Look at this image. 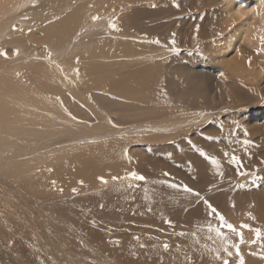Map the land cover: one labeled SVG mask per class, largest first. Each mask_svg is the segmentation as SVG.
I'll use <instances>...</instances> for the list:
<instances>
[{
	"label": "rangeland",
	"instance_id": "rangeland-1",
	"mask_svg": "<svg viewBox=\"0 0 264 264\" xmlns=\"http://www.w3.org/2000/svg\"><path fill=\"white\" fill-rule=\"evenodd\" d=\"M101 2L104 5L100 6L99 0H31L21 9L25 11L21 13L22 20L19 22L23 27L21 29L17 27L18 24L15 21L10 25L16 33L12 39L20 33L16 40H19L20 44L23 43L20 46L21 49L17 52L13 49L14 45H0V51L7 53V58L2 57L9 63L7 66L16 62L0 77H15L17 74L16 77L26 79L28 81L26 83L30 86L38 87L36 80L30 74V71L34 69L32 66L36 65L35 62H39L37 65L42 67L44 65L41 60L48 58H52L53 61L46 64L47 66L55 60L56 63L69 61L75 73V78L72 80L73 82L76 80L81 93L77 90L76 92L86 96V99L74 98L73 93L71 94L65 88L67 96L63 95L62 88L59 87L55 88L59 91L56 98L60 105L66 107L68 105L64 108L67 112L72 110L73 115H79V117L85 114L79 124L94 126L102 121V124L109 127L108 129L120 131L132 125L138 127L146 124L150 126L149 129L156 124L164 125L165 129L162 132H152L144 128L143 135L130 131L127 135L132 136L133 140L124 137L127 142L122 141L127 151L124 154L123 152L117 154L109 160V163L99 162L101 166L98 165L99 163L96 165L90 163V159L91 157L93 159L100 148L105 150L109 146L103 147L104 143L108 144L111 140H116L114 139L116 133L109 139L110 141L102 139L92 142L91 145L103 143L97 149L93 146L94 150H92L93 147H90L89 143L84 144V141L86 142L89 138L94 140L95 134L85 137L83 131H80L78 135V132H72V134L68 132L67 135L70 138L62 134L58 136L64 139L63 141L60 139L62 142L67 140L61 143L55 136L57 134L55 125V129H52L54 131H50L48 142L37 139L33 133L24 132L21 139L28 134L26 138L30 141L28 143L24 138L22 143L24 146L33 145L36 142L37 146L35 144L33 146L40 148L37 151L41 153L39 156L53 153L56 158L52 157L54 163L52 160L49 161L51 168L44 169L46 174L42 173V166L48 167L45 164L47 162H42L45 164L40 166L42 169L39 167L36 171L33 169L31 173H27L33 175L36 172L35 179L34 176L27 174H25L27 176L15 177L10 172L0 173V264H222L225 258L229 260V264H239V257L235 255V249L231 247L239 243V237L228 232L227 229H222L225 239L221 240L215 232L208 231V225L218 227V221L208 215L205 200L242 232L245 243L240 245V252L245 264H264V260H261L259 255H251L253 252L264 251L259 246L264 241L250 244L254 233L240 228L241 224H247L250 228L260 229L264 233V163H262L264 161V52L259 55L256 53L258 48H261L259 36L264 34L262 31L264 24H261V28H256L254 24V34L257 35L253 34V39H257L255 40L257 45H255L254 42L237 40L239 36L236 37L235 27L238 23L226 15L223 7L224 0H103ZM88 5H92L93 8ZM76 6L79 8L77 9ZM75 9L76 12L81 10L83 14V21L80 22H83V25L78 23L72 30V36H77H71L68 42L58 40L60 42L53 44V41L48 44L45 34L48 29L51 26L66 25L69 22V12ZM108 13H111L110 17ZM34 14L36 18L38 17V22L32 19ZM93 16H98L100 19L93 21ZM226 17L232 21L227 20ZM216 19L221 20L222 23ZM110 22L116 25L115 29L108 26ZM218 23L221 24L218 25ZM225 23L229 29L227 31ZM231 24L234 29H230ZM219 29L222 34L219 33ZM256 29L260 32L257 33ZM230 31H235V37L234 35L232 37L233 33ZM114 34L117 36H113ZM118 41L121 45L125 43V46L121 49V46L119 49L112 48L113 45L118 44ZM172 41L175 43L173 44ZM243 43L245 46H242ZM248 44L256 46L257 50H253L252 46L248 49ZM133 45L138 47L139 51L133 48ZM232 45L239 47L235 48L236 56L234 55L236 52L227 51L228 48L230 50L233 48ZM49 46L53 50H49ZM77 46L82 47V50L79 51L80 53L75 51L77 53L75 54L73 51ZM67 47L70 50H67ZM123 47L135 50L131 53ZM173 48L175 52L172 51ZM242 48L243 50L245 48L244 52H241ZM98 49H102L101 53L104 49L111 54L114 51L119 53L124 49L122 51L125 55L121 51L122 56L119 54V57L109 61L111 63L114 59L118 62L117 65L113 64L114 62L111 63L114 68L115 66L118 68L119 65L118 70H113L109 62L102 64L99 60L91 58ZM222 49L226 51L223 52ZM135 51L141 54L136 52L135 55ZM13 52L16 54L14 55ZM223 53L231 54V56L229 54L225 56L230 60L229 67L240 68L242 63L246 62L247 70L241 72L236 69V72L235 70H232V73L226 72L229 68L225 69L227 65L222 60ZM87 54L90 58L86 56ZM9 56H12L13 60ZM19 60L22 64L18 63ZM231 60H233L232 63ZM17 63L20 64V68L15 69L19 67ZM104 63L106 67L109 66V69L101 68L105 65ZM127 63L128 65H124ZM153 63L157 66L153 67ZM95 65L101 73L105 70L103 76L105 72H108L107 70L113 71L106 73L105 78L100 77L97 70L91 72V75L87 71L94 70ZM148 66L150 70L146 68ZM120 67L130 71L127 73L124 71V73ZM193 71L195 73H192ZM10 72H13L11 74L14 76L6 75ZM119 72L121 75L128 76L121 77ZM94 73L97 74L96 77ZM111 75L116 78H112ZM116 79L117 83L113 81ZM124 79H127V84L130 83L125 84ZM72 80L70 83L74 84ZM108 81L110 86L116 83L115 89L104 84ZM80 83L84 88L80 87ZM93 84L98 85L92 86ZM64 85L70 88L67 84L64 83ZM97 87H100L99 90H96ZM102 95L103 97L105 95V99ZM83 108L91 113H83L81 111ZM91 117L90 123L88 119ZM93 120L96 121L95 124ZM141 120H144L143 123ZM173 121H179V123L172 125ZM116 122H120V126ZM35 125L37 126L35 128L33 125V129L37 131L45 129L37 122ZM166 129L167 131L170 129L168 132L171 133L165 131ZM177 129L178 131H175ZM148 132L153 133L152 136L158 139L152 137L153 139L148 138L145 141V136L149 135ZM43 133L45 135L46 130ZM137 133L141 136L136 137ZM172 133L175 135H171ZM1 134L9 135L10 138L16 136V139L21 136H19V130L0 129ZM121 134L119 138L125 136ZM166 135L168 136L160 139ZM73 139L80 142L68 143ZM245 141L248 143L245 144ZM96 142L101 143L96 144ZM76 143H81V146L84 144V149L83 146L78 149L79 145ZM119 143L121 144V139ZM133 143L135 147H131ZM201 151L209 158H215L218 167L213 165L210 159L200 155ZM225 153L228 155L225 156ZM11 154L13 159L11 158L9 162L15 163L16 156L14 153ZM60 154H63V157L59 156ZM233 155L240 162L239 169L231 162ZM58 157L62 158L63 160H59L63 162H59ZM13 163L8 165L11 166ZM87 163L90 165H86ZM238 170L245 175H237ZM132 172L143 175L146 180L129 179ZM165 172L169 175L164 176ZM113 177L118 179L112 180ZM101 178L107 183H101ZM171 184H176L178 187L172 188ZM185 185L194 192H198L200 196L184 192ZM165 221H171V225H166ZM136 237L139 239H135ZM165 243L169 245L167 250L163 247ZM225 243L232 252L231 256H227L224 252ZM141 244L144 245L143 248L140 247ZM217 256L221 259L218 260Z\"/></svg>",
	"mask_w": 264,
	"mask_h": 264
},
{
	"label": "bare ground",
	"instance_id": "bare-ground-1",
	"mask_svg": "<svg viewBox=\"0 0 264 264\" xmlns=\"http://www.w3.org/2000/svg\"><path fill=\"white\" fill-rule=\"evenodd\" d=\"M31 0H0V45L2 46V45H8V46H11V45H14V50L15 51H19L20 49H21V45H23V43H21L20 44V41L19 40H16V38H18L17 36H18V34H20V33H18L17 34V36H16V38L15 39H12L15 35L14 34H16L15 32H14V30H12L11 29V27H10V25H11V23L12 22H16L18 25H17V27H20V29H21V27H23V25L21 24H19V22H21V13H25V11H21V9H23L27 4H29V2H30ZM82 1V0H81ZM101 1H103V0H99V2L101 3L100 4V6L101 5H104V4H102V2ZM111 1V0H110ZM116 1V0H115ZM127 1V0H126ZM217 1V0H216ZM220 1V0H219ZM225 1V3L223 4V3H221V4H223V7H224V11L226 12V15L227 16H230L231 18H233L234 20H235V22L236 23H238L237 25H236V27H235V31H237V35H236V37L237 36H239V38L237 39V40H239V42L240 41H245V42H254V44L256 43V41H257V39H253L254 38V36H253V34H254V24H255V26H256V28H261L262 27V25L264 24V0H224ZM93 3V2H92ZM103 3H105V2H103ZM107 3V2H106ZM88 6H90V5H88ZM92 6V5H91ZM90 6V7H91ZM78 6H76V8H77ZM82 7V6H81ZM93 7H95L94 6V4H93ZM93 7H91V8H93ZM97 7V6H96ZM79 8V7H78ZM77 8V9H78ZM84 8V7H83ZM123 10H125V11H127L126 9H123ZM79 11V12H78ZM77 12H76V9H75V11L73 10L72 12H69V22L66 24V25H64V26H60V27H50L49 29H48V31L45 33L46 34V37H47V43L48 44H50V43H52L53 41V44L54 43H58V42H60V41H58V40H67V42L70 40V38H71V36H72V34H73V32H72V30H73V27L75 26V25H77L78 23H80L81 21H83V14H82V11L81 10H78ZM101 11H103L102 9H101ZM141 11V10H140ZM214 11V10H213ZM113 13V12H112ZM111 13H108V16L110 15ZM100 16V15H99ZM105 16H107L106 14H105ZM210 16V15H209ZM110 17V16H109ZM32 18V17H31ZM38 18V17H37ZM36 18V14H34L33 15V20L34 21H36V22H38L39 20ZM103 18V17H102ZM224 18V17H223ZM228 17H226V19H227ZM225 19V21L227 22V20H229V19H227L226 20ZM3 20H5L4 21V23H2V21ZM217 20V19H216ZM231 20V19H230ZM105 21V20H104ZM217 21H220L221 22V20H217ZM232 21V20H231ZM231 21H229L230 23H231ZM14 22V23H15ZM87 23H89V21L87 22ZM222 23V22H221ZM221 23H218V25L219 24H221ZM234 23V22H233ZM81 24V26L83 25V22L82 23H80ZM213 24V23H212ZM224 24V23H223ZM260 24H262L261 26L258 25ZM27 25V24H26ZM97 25V24H96ZM229 25V24H228ZM234 25H235V23H234ZM80 26V27H81ZM224 26V25H223ZM231 26V27H230ZM229 27H230V29H232L233 28V26H232V24L230 25ZM16 27V28H17ZM26 28V27H25ZM24 28V29H25ZM77 28V27H76ZM222 28V27H221ZM225 28H226V31H227V26H226V23H225ZM263 29H264V25H263V27H262ZM234 29V28H233ZM79 30V29H78ZM229 30V29H228ZM257 30V33H259L260 31H258V29H256ZM260 30V29H259ZM83 31V30H82ZM218 31V30H217ZM222 31V30H221ZM235 31H230L231 33H233V34H231L230 32V34L232 35V37H233V35H234V33H235ZM262 31H264V30H262ZM72 32V33H71ZM77 32V31H76ZM223 32V31H222ZM68 33V34H67ZM219 33H220V29H219ZM227 33V32H226ZM262 33V32H261ZM74 34H75V32H74ZM220 34H222V33H220ZM236 34V33H235ZM225 35V34H224ZM229 35V34H228ZM228 35H226L227 37H228ZM255 35V34H254ZM77 36V35H76ZM76 36H72V37H76ZM113 36H117V34L115 35H113ZM118 36H120V35H118ZM123 36V35H122ZM255 36H257V35H255ZM258 36H259V34H258ZM124 37V36H123ZM122 37V38H123ZM230 37V36H229ZM231 37V38H232ZM234 37H235V35H234ZM260 37V36H259ZM114 38V37H113ZM119 37H117V39H118ZM116 39V38H115ZM115 39H114V41H115ZM227 39V38H226ZM233 39V38H232ZM107 40V39H106ZM119 40H121V39H119ZM224 40V39H223ZM234 40H235V38H234ZM76 41V40H75ZM77 41H79V40H77ZM61 42H63V41H61ZM64 42H66V41H64ZM66 42V43H67ZM105 42V41H104ZM108 42V41H107ZM117 42V41H116ZM124 42V41H123ZM216 42V41H215ZM238 42V41H237ZM2 43V44H1ZM46 43V44H47ZM66 43H65V45H66ZM110 43H111V40H110ZM128 43V42H127ZM126 43V44H127ZM129 43H131V42H129ZM218 44H219V42H217ZM224 43H228V42H224ZM60 44V43H59ZM105 43H103V45H104ZM113 44H116L115 42H113ZM229 44V43H228ZM240 44V43H239ZM244 45H242V46H245V43H243ZM259 44V43H258ZM61 45V44H60ZM63 45V44H62ZM118 45V46H117ZM117 45H113V47L112 48H116V49H119V47H120V49L122 48V46H125V43H124V45H121L120 43H119V41H118V44ZM223 45V44H222ZM231 45V44H230ZM230 45L228 46V47H230ZM235 45H238V44H235ZM233 46L232 45V49L230 50L228 47V49H227V51L229 50V51H231L232 53H234V52H236V49L235 48H237L238 46H240V45H238V46ZM249 45V46H248ZM247 45V47H249L248 49H250V46H252V45H250V44H248ZM255 45H257V44H255ZM260 45V44H259ZM56 46V45H55ZM105 46H107V45H105ZM112 45H110V47H111ZM114 46H116V47H114ZM184 46V45H183ZM189 46V45H188ZM101 47V46H100ZM109 47V48H110ZM135 46L133 45V48H134ZM185 47V46H184ZM209 47V46H208ZM212 47V46H211ZM214 47V46H213ZM241 47V46H240ZM253 47V50L255 49V50H257L256 49V46H252ZM255 47V48H254ZM1 48V47H0ZM49 48V50H53V48L51 49V47L49 46L48 47ZM76 49H74V53L75 54H77V53H80L81 52V50H82V47H75ZM124 48V47H123ZM127 48V49H126ZM126 48H124L125 50H129V48H131V46H130V44H129V48L128 47H126ZM138 48V47H137ZM136 47H135V49H137ZM142 48V47H141ZM147 48H148V46H147ZM219 48L221 49V45H219ZM223 48V47H222ZM239 48V47H238ZM115 49V50H116ZM124 49H122V50H124ZM134 49V50H135ZM157 49V48H156ZM155 49V50H156ZM190 49H191V47H190ZM209 49H210V47H209ZM215 49V48H214ZM247 49V48H246ZM259 49V48H258ZM67 50H70V49H68V47H67ZM111 50H114V49H111ZM121 50V51H122ZM134 50H129L131 53L134 51ZM138 50V49H137ZM143 50V49H142ZM152 50V49H151ZM223 50V49H222ZM225 50V49H224ZM224 50H223V52H224ZM238 50V49H237ZM12 51V50H11ZM77 53H76V52ZM80 51V52H79ZM94 51V50H93ZM101 51H102V49H98L97 51H96V53L95 54H93L92 55V59L93 60H99V62L100 63H102L103 64V62H109L112 58H114V57H119V54L121 53V51L120 50H118V51H120L119 53H117V52H112V51H110V52H112V54L111 53H109V52H105V50L103 49V52L101 53ZM139 51V50H138ZM138 51H135L134 53H135V55H136V52H138ZM191 51V50H190ZM213 51V50H212ZM216 51V50H215ZM226 51V50H225ZM244 52L245 51V48H244V50H243V48L241 49V52ZM250 51H252V50H250ZM58 52V51H57ZM56 52V53H57ZM67 52H69V51H67ZM73 52H72V54H73ZM123 52V51H122ZM153 52V51H152ZM151 52V53H152ZM156 52V51H155ZM192 52V51H191ZM208 52H210V51H208ZM222 52V51H221ZM256 52V51H255ZM11 52H9V54H10ZM14 53V52H13ZM16 53V52H15ZM66 53V52H65ZM115 55H114V54ZM139 53V52H138ZM137 53V54H138ZM211 53V52H210ZM216 53V52H215ZM226 53V52H225ZM246 53H247V50H246ZM257 53V52H256ZM141 54V52L139 53V55ZM147 54V56H148V53H146ZM163 54V53H162ZM214 54V53H213ZM219 54H222V53H219ZM227 54H229V53H227ZM227 54H225L224 55V53H223V58H222V60L225 62V64L227 65L226 67H225V69L226 68H229L230 69V71H228L229 69H226L227 71L226 72H231L232 70H235V72H236V69H238L239 71H246L247 69H245V64H247L246 62L243 64L242 63V65H241V67L240 68H236V69H234L233 67H229V59H227L225 56L227 55ZM236 54H237V52L234 54L235 56H236ZM238 54H240V53H238ZM244 54V53H243ZM242 54V55H243ZM11 55V54H10ZM74 55V54H73ZM89 54H87L86 56L87 57H89L88 56ZM121 55V54H120ZM123 55H125L124 54V52H123ZM129 55V54H128ZM127 55V56H128ZM132 55V54H131ZM131 55H130V57H131ZM173 55H174V53H173ZM230 56H231V54H229ZM228 55V56H229ZM91 56V55H90ZM122 56V55H121ZM121 56H120V58H121ZM152 56V55H151ZM155 56V55H154ZM215 56V55H214ZM213 56V57H214ZM227 56V57H228ZM244 56H246V55H244ZM244 56H242V57H244ZM12 56H9V58L10 59H12L13 60V58H11ZM124 57H126V56H124ZM130 57L128 58V59H130ZM143 57V56H142ZM145 57H146V55H145ZM149 57H150V55H149ZM165 57V56H164ZM192 57V56H191ZM234 57V56H233ZM237 57H238V55H237ZM241 57V58H242ZM247 57V56H246ZM245 57V58H246ZM18 58V57H17ZM90 58V57H89ZM127 58V57H126ZM160 57H158V59H159ZM218 58V57H217ZM239 58V57H238ZM1 59H3L2 57H0V68L2 69V71L0 72V75L1 74H5L4 72L6 71V70H10L9 69V67H11L12 65H14L16 62H12L10 65H9V67L7 66V64H9L8 62H6V61H4V59H3V61L1 60ZM28 59H30V58H28ZM122 59V58H121ZM125 59V58H124ZM139 59V58H138ZM215 59V58H214ZM147 60H149V58L147 59ZM213 60V59H212ZM30 61V60H29ZM40 61V60H39ZM51 61H53L52 60V58H48V59H44V60H41V63L44 65V66H42V67H40L39 65H37V64H39V62H35V66H32V67H34V69L32 70V71H30V74H31V77L33 78V79H35L36 80V85L38 86V87H36V86H33V85H31L30 86V84H27L28 83V81H26V79H21V78H18V77H16V76H18L17 74H16V76L15 77H0V129H3V130H8V131H12V130H19V136H20V138L19 139H16L14 136V138L12 139V138H10L11 136H9V135H0V173H2V172H10L11 173V175L12 176H15V177H19V176H24L25 174H27V173H31V171L33 170V169H35V171L43 164V165H45V164H47L48 165V167H44V166H42L43 167V169H42V173L43 174H46V173H44V169L46 168L47 170H48V168L50 167L51 168V166H49V161L50 160H52V162H53V156H55V158H56V155L55 154H53V153H50V155H49V153H48V155H47V153H45V152H47L45 149H44V147H43V149L45 150V155H41V156H39L41 153H38L37 151L40 149L39 147L37 148V147H35V146H33L34 144L36 145L37 143L35 142L33 145H30V144H27L26 146H24L22 143L24 142L23 141V139L24 138H26V136L28 135L27 133H25V134H27L26 136H24V138L23 139H21V137H22V135H24V132H28V133H33V134H35V136L37 137V139H39V140H46L47 141V139H48V136L50 135V131H54V130H52V129H55L54 127L56 126L57 127V129L55 130V133H57L55 136H56V138L58 137V136H60L61 134L63 135V136H67L68 137V135H67V133L69 132V133H71L72 134V132L74 133V132H78L77 133V135L78 134H80V131H83L82 133H83V136L85 135V137H87V136H89V137H91V136H93L94 134V136H96L95 138H94V140H92V139H90L89 137V140H87L86 142L84 141V144H86V143H89V145H90V147H95L96 149L97 148H99L102 144H99V143H101V142H96V144H99V145H91V144H93L92 142H94V141H99V140H107L108 139V141H110L109 139H111V137L112 136H114L113 134H115L116 133V135L114 136L115 138L114 139H116V140H111L110 142H108V144H106V143H104L103 144V147L105 146H108V147H106L105 148V150H104V148H103V150L105 151H103L101 148H100V151L98 152V153H96L95 154V158L93 157V159H92V157H91V159H90V163L92 162V164H94V165H96V164H98L99 162L100 163H103L104 162V164L105 163H109V160L111 159V158H113L114 156H116L117 154H119V153H122V154H124L125 153V151H127L126 150V147L124 146V143L122 144V141H125V142H127L126 140H125V138L126 139H131V140H133V137L132 136H128L127 134L131 131V132H134V134L136 133V132H138V133H141L142 134V132H143V129L145 128V130L147 131V130H151L152 132H154V131H158V132H162V130L163 129H165V128H163V126L161 125V126H159V125H157L156 123V125H154L153 126V128H151V129H149V125H140V126H135V127H133V125H132V127L130 126V127H127L126 129L124 128V130H116V129H114L113 130V128H110V129H108L107 127H106V125L105 124H102V121H100L99 122V124L97 123L96 125H92V126H90V125H88V124H79V122H82V119L81 118H83L84 116H85V114H84V116L83 117H79V115H73V113L74 112H72V110H69V111H71V112H67V110H65L64 108L66 107V106H63V105H60V103H57V98H56V95L59 93V91L57 90V89H55V88H62L61 90L63 91H61L60 90V93L61 94H63V95H66L67 94V91L66 90H64V88L65 89H67L72 95H73V97L75 98L76 97V99H82V100H85L86 98V96L84 97V95L82 94V95H80V94H78V92H76V90L77 91H79V93H81L80 92V90L78 89V83L77 82H73V80H74V78H75V76H74V70H73V65H71L70 63H69V61L68 62H65V61H59V62H57L56 63V60L52 63V64H50L49 66H47ZM21 62V64H22V61H20L19 60V62L18 63H20ZM114 62V63H113ZM113 62H111V63H113V64H115V65H117L118 64V62H116V61H114V59H113ZM120 62H121V60H120ZM123 62V61H122ZM121 62V63H122ZM154 62V61H153ZM157 62V61H156ZM220 62V61H219ZM233 62V60H231V63ZM16 64V65H18L19 67H17V68H15V69H18V68H20V64ZM31 63V62H30ZM95 63H96V61H95ZM99 63V64H100ZM110 62H109V64H111ZM124 63V62H123ZM140 63V62H139ZM142 63V62H141ZM147 63V62H146ZM222 63V62H221ZM47 64V65H46ZM97 64V63H96ZM98 64V65H99ZM105 64V63H104ZM131 64H132V62H131ZM131 64H130V67H131ZM154 65H153V67L154 66H157V65H155V63H153ZM157 64V63H156ZM15 65V66H16ZM31 65V64H30ZM53 65V67H51ZM114 65V66H115ZM124 65H128V63L127 64H124ZM135 65V64H134ZM27 66V65H26ZM96 66L97 65H95V69L94 70H88L87 72L88 73H90L91 74V72L93 73L94 71H96L97 70V73L99 72V76L101 77H103V78H105L106 77V73H108V72H111V71H113V70H118V68H119V65H118V68H117V66H115V68L114 67H112V64H111V67L112 68H114L113 70L111 69V67H110V71L109 70H107L108 72H105L104 74V76H103V72L105 71L104 69V71L101 73L99 70H98V66H97V69H96ZM101 66V65H100ZM149 66L151 67V64H149ZM149 66L148 67H146L147 69H149ZM160 66V65H159ZM158 66V67H159ZM219 66V65H218ZM221 66V65H220ZM219 66V67H220ZM223 66V65H222ZM240 66V65H239ZM108 67V69H109V66H107ZM106 67V64L105 65H103V67H101V68H107ZM25 69H27V67H24ZM90 68V67H89ZM100 68V67H99ZM100 68V69H101ZM122 67H120V69H121ZM146 68H144L145 70H146ZM156 68V67H155ZM162 68V67H161ZM22 69V68H21ZM29 69V68H28ZM32 69V68H31ZM93 69V68H92ZM123 69V71L122 72H124V71H126V69L127 68H122ZM121 69V70H122ZM125 69V70H124ZM133 69V68H132ZM137 69V68H136ZM151 69H152V67H151ZM158 69V68H157ZM30 70V69H29ZM150 70V69H149ZM195 70V69H194ZM90 71V72H89ZM102 71V70H101ZM128 71H130L129 69L126 71V73L128 72ZM134 71V70H133ZM144 71V70H143ZM142 71V72H143ZM151 71H153V69L151 70ZM14 72H16L15 70H14ZM25 72V74H26V71H24ZM115 72H117V71H115ZM145 72V71H144ZM7 73V72H6ZM11 73H13V72H10V73H8V74H6V75H13V74H11ZM118 73V72H117ZM120 73V72H119ZM125 73V72H124ZM192 73H195L194 71L192 72ZM191 73V74H192ZM232 73V72H231ZM30 74H29V76H30ZM89 74V75H90ZM94 74H96V73H94ZM102 74V75H101ZM109 74V73H108ZM129 74V73H128ZM151 74V73H150ZM154 74V73H153ZM210 74V73H209ZM212 74V73H211ZM233 74H235V73H233ZM245 74H247V73H245ZM9 75V76H10ZM24 75V74H23ZM92 75V74H91ZM113 75H115V74H113ZM240 75V74H239ZM14 76V75H13ZM95 77L97 76V74L96 75H94ZM110 77V75H107V77ZM112 76V75H111ZM116 76V75H115ZM113 77L112 76V78H116V77ZM119 76H121V77H123V76H125V75H121V73L119 74ZM126 76H128V75H126ZM125 76V77H126ZM153 76V75H152ZM141 77V76H140ZM240 77H242V76H240ZM79 78V77H78ZM81 78V77H80ZM98 78V77H97ZM102 78V79H103ZM133 78V77H132ZM149 78V77H148ZM153 78V77H152ZM73 79V80H72ZM76 79H77V76H76ZM100 79V78H99ZM151 79V78H150ZM71 80H72V82L74 83V84H72V83H70L71 82ZM82 80V79H81ZM96 80V79H95ZM121 80H123V79H121ZM121 80H119V82H121L122 83V81ZM127 80V79H126ZM126 80L124 79V83L125 84H127L126 83ZM139 80V79H138ZM33 81V80H32ZM110 81V80H109ZM108 81V83H104V84H106L107 86H109V88H114L115 89V84L117 83V79L116 80H113L114 82H116V83H114V87L113 86H110V85H108L110 82ZM27 82V83H26ZM91 82V81H90ZM57 83V84H56ZM64 83L65 84H67L70 88H67L65 85H64ZM76 83H77V85H76ZM93 83V82H92ZM130 83V82H129ZM128 83V84H129ZM53 84V85H52ZM54 84H56V86L54 85ZM70 84H72V85H70ZM82 83H80V87L81 88H84V86L83 85H81ZM102 84V83H101ZM113 84V83H112ZM119 84V83H118ZM127 84V85H128ZM203 84V83H202ZM61 85V86H60ZM96 85V84H95ZM94 84L92 85V86H95ZM98 85V84H97ZM96 85V86H97ZM134 85V84H133ZM136 85V84H135ZM198 85V84H197ZM53 86V87H52ZM72 86V87H71ZM102 87L104 86L103 84L101 85ZM118 86V85H117ZM194 86V85H193ZM199 86H202V85H199ZM106 87V86H105ZM198 87V86H197ZM196 87V88H197ZM98 88V87H97ZM100 88V87H99ZM99 88L98 89H96V90H99ZM108 88V89H109ZM119 88H120V84H119ZM126 88V87H125ZM93 89V88H92ZM102 89V88H101ZM121 89V88H120ZM127 89V88H126ZM198 89V88H197ZM200 89V88H199ZM90 90H91V88H90ZM95 90V89H94ZM95 90V91H96ZM110 90V89H109ZM122 90V89H121ZM142 90V89H141ZM64 91H66V92H64ZM102 91V90H101ZM108 91V90H107ZM118 91H120L119 89H118ZM132 91H133V89H132ZM143 91V90H142ZM195 91V90H194ZM82 92H84V91H82ZM97 92H99V91H97ZM104 92V91H103ZM144 92V91H143ZM198 92V91H197ZM66 93V94H65ZM91 94L93 93V92H90ZM187 94V93H186ZM198 94V93H197ZM59 95V94H58ZM75 95V96H74ZM95 95V94H94ZM96 95H98V94H96ZM106 95V94H105ZM105 95H104V97H103V95H102V97L105 99ZM67 96V95H66ZM111 96H114V97H116L115 95H112L111 94ZM148 96V95H147ZM175 96V95H174ZM186 96V95H185ZM69 97V96H68ZM97 97V96H96ZM100 97V96H99ZM99 97H98V99H99ZM113 97V98H114ZM177 97V96H176ZM103 98H101V100H103ZM132 98V97H131ZM136 98V97H135ZM98 99H95L96 101L98 100ZM108 99V98H107ZM64 100V99H63ZM61 101V100H60ZM94 101V100H93ZM99 101V100H98ZM59 102V101H58ZM66 102V101H65ZM63 103V102H62ZM98 103H100V102H98ZM75 104H77V103H75ZM88 104V103H87ZM86 104V105H87ZM104 104V103H103ZM91 105H93L92 103H91ZM96 105V104H95ZM101 105V104H100ZM188 106V105H187ZM67 107H68V105H67ZM66 107V108H67ZM75 107V106H74ZM81 107H82V105H81ZM98 107H100V106H98ZM76 108V107H75ZM155 109V108H154ZM98 110V109H97ZM104 111H105V109H103ZM106 110H108V109H106ZM113 110V109H112ZM81 111L83 112V113H91V112H88L89 110H87V109H84L83 108V110L81 109ZM99 111H101V109L99 108ZM97 112V111H96ZM103 112V111H102ZM67 113H68V115H67ZM105 113V112H104ZM157 113V112H156ZM191 113V112H190ZM250 113V112H249ZM82 114V113H81ZM103 114V113H102ZM105 114H107V113H105ZM148 114V113H147ZM182 114V113H181ZM196 114V113H195ZM253 114V113H252ZM108 115V114H107ZM254 115V114H253ZM82 116V115H81ZM86 116H88L87 114H86ZM133 116V115H132ZM134 116H136V115H134ZM175 116V115H174ZM89 117V116H88ZM97 117V116H96ZM95 117V118H96ZM156 117V116H155ZM161 117H163V116H161ZM165 117V116H164ZM178 117V116H177ZM258 117V116H257ZM95 118H93L94 120H95ZM119 118V117H118ZM117 118V119H118ZM138 118H140V117H138ZM176 118V117H175ZM84 119V118H83ZM88 119V118H87ZM86 119V120H87ZM136 119V118H135ZM142 119H144L143 118V116H142ZM160 119V118H159ZM249 119H252V118H250L249 117ZM91 120H92V117L90 118V119H88V121L91 123ZM93 120V121H94ZM112 120V119H111ZM110 120V121H111ZM85 121V120H84ZM87 121V122H88ZM113 121V120H112ZM118 121V120H117ZM119 121H121V119H119ZM123 121V120H122ZM131 121V120H130ZM137 121V120H136ZM142 121V120H141ZM144 121V120H143ZM143 121H142V123H143ZM148 121V120H147ZM197 121V120H196ZM36 122H37V124H39L40 126H42V127H44L45 129H39V130H41V134L40 133H38V131H37V129H35L36 128V126L37 125H35L36 124ZM86 122V121H85ZM88 122V123H89ZM95 122L96 121H94L93 123L95 124ZM114 122V121H113ZM92 123V124H93ZM117 123V122H116ZM120 123V122H119ZM119 123H117V124H119ZM134 123V122H133ZM140 123V122H139ZM179 123V121H173V124L172 125H174V124H178ZM193 123H195V122H193ZM112 124V123H111ZM170 123H168V125H169ZM33 125L35 126V128L33 129ZM55 125V126H54ZM122 125H124V124H122ZM121 125V126H122ZM167 125V124H166ZM50 126H53V127H50ZM113 126H114V124H113ZM119 126H120V124H119ZM180 126V125H179ZM190 126V125H189ZM140 127H143V128H140ZM154 127H156V128H154ZM158 127V128H157ZM165 127H167V126H165ZM170 127V126H169ZM114 128H115V126H114ZM120 128V127H119ZM174 128H175V126H174ZM173 128V129H174ZM179 128V127H178ZM183 128V127H182ZM123 129V128H122ZM172 129V130H173ZM44 130H46V134L44 135V133L42 134V132L44 131ZM170 130V129H169ZM168 130V131H169ZM145 131V132H146ZM165 131H167V129L165 130ZM167 131V132H168ZM175 131H178V129L177 130H175ZM164 132V131H163ZM166 132V133H167ZM173 132V131H172ZM120 133H122L121 135H123V134H125V136H123V137H120L119 138V134ZM137 133V134H138ZM149 133V132H148ZM147 133V134H148ZM165 133V132H164ZM169 133V132H168ZM171 133V132H170ZM169 133V134H170ZM30 134V135H31ZM137 134L135 135L136 137H140L141 135L140 134H138V136H137ZM152 134L153 133H149V135H147V136H145L146 137V140L145 141H147V139L148 138H150V139H153V138H156V136H152ZM176 134H178L177 132H176ZM74 135H76V133L74 134ZM91 135V136H90ZM140 135V136H139ZM143 135V134H142ZM171 135H175V134H171ZM18 136V135H17ZM134 136V135H133ZM168 135H166V136H162L160 139H163L164 137H167ZM32 137V136H31ZM72 137H74L73 135H72ZM84 137V138H85ZM125 137V138H124ZM153 137V138H152ZM33 138V137H32ZM31 138V139H32ZM68 138H70V137H68ZM75 138V137H74ZM77 138V137H76ZM13 140V142L11 143V140ZM29 138H26V139H24V140H28ZM55 139V138H54ZM57 139H62V141L64 140L63 138H57ZM78 139V138H77ZM77 139H73V140H71L70 142H68V143H71V142H75V141H77V142H80L79 140H77ZM119 139H121V144L119 143ZM123 139V140H122ZM145 139V138H144ZM156 139H158V138H156ZM10 140V141H9ZM34 140V139H33ZM59 140L57 141L58 142V144H59ZM143 140V139H142ZM48 141H49V139H48ZM47 141V142H48ZM54 141V140H53ZM61 140H60V142L61 143H65V142H67V140H65L64 142H62ZM151 141V140H150ZM7 142H9V143H7ZM28 143H30V141H27ZM27 142H25V143H27ZM34 142V141H33ZM57 142L55 141V143L57 144ZM103 142H106V141H103ZM129 142V141H128ZM135 143V142H134ZM134 143H133V145H131V147H135V145H134ZM44 144V143H43ZM46 144H49V143H46ZM50 144H52L51 142H50ZM77 145H79V148L78 149H80V147L82 148V146H83V149H84V144H82V146L79 144V143H76ZM128 144V143H127ZM40 145V144H39ZM55 145V144H54ZM89 145H88V147H89ZM129 145V144H128ZM37 146V145H36ZM43 146V145H42ZM49 146H51V145H49ZM61 146H62V144H61ZM67 146V145H66ZM62 147H64V146H62ZM69 147V146H68ZM88 147H87V149H88ZM94 147H93V149L92 150H94ZM20 148V149H19ZM49 148V147H48ZM47 148V149H48ZM67 148V147H66ZM64 149V148H63ZM77 149V148H76ZM106 149H107V151H106ZM132 149V148H131ZM42 150V149H41ZM43 150V151H44ZM68 150V149H67ZM52 151V150H51ZM76 151V150H75ZM80 151V153H81V150H79ZM96 151V150H95ZM104 153H103V152ZM54 152H55V150H54ZM62 152V151H61ZM73 152V151H72ZM78 152V151H77ZM91 152V151H90ZM129 152H130V149H129ZM141 152V151H140ZM139 152V153H140ZM143 152V151H142ZM11 153H14V155L16 156L14 159H15V163H13V161H10L9 162V160H11V158L13 159V156H12V154ZM33 153H36V154H34L33 155ZM43 153V152H42ZM89 153V152H88ZM91 153H93V151L91 152ZM138 153V155H140ZM144 153V152H143ZM51 154H53V155H51ZM66 154V153H65ZM131 154V153H130ZM63 154H60L59 156H62ZM71 155V154H70ZM90 155H92V154H88V156H90ZM129 155V154H128ZM143 155V154H142ZM93 156V155H92ZM135 156V155H134ZM63 157V156H62ZM68 157V156H67ZM119 157H121L120 155H119ZM131 157V156H130ZM64 158H65V156H64ZM126 158V157H125ZM138 158V157H137ZM58 159V161L59 162H63V161H61V160H63L62 158H60V157H58L57 158ZM59 159H61V160H59ZM134 160H135V158H133ZM149 159V158H148ZM65 160V159H64ZM68 160V159H67ZM78 160H79V158H78ZM84 160V159H83ZM113 160V159H112ZM4 161V162H3ZM18 161V162H17ZM55 161V160H54ZM86 161H88V159L86 160ZM128 161V160H127ZM136 161V160H135ZM138 161V160H137ZM5 162H7V163H5ZM42 162H47V163H42ZM59 162H58V164H59ZM84 162H85V160H84ZM83 162V163H84ZM114 162V161H113ZM121 162V161H120ZM129 162H131V161H129ZM129 162H127V163H129ZM132 162H134V161H132ZM9 163H13L11 166H9L10 164ZM49 163V164H48ZM54 163V162H53ZM52 163V164H53ZM56 163V165H57V161L55 162ZM100 163L98 164V165H100ZM138 163V162H137ZM9 164V165H8ZM103 164V165H104ZM116 164V163H115ZM132 164H136V163H132ZM139 164V163H138ZM8 165V166H7ZM53 165H55V164H53ZM52 165V166H53ZM55 165V166H56ZM86 165H90V164H86ZM112 165V164H111ZM125 165V164H124ZM141 165V164H140ZM7 166V167H6ZM38 166V167H37ZM91 166H93V165H91ZM101 166V165H100ZM107 166H108V164H107ZM106 166V167H107ZM138 166V165H137ZM87 167V166H86ZM89 167V166H88ZM112 167H113V165H112ZM142 167V166H141ZM49 168V169H50ZM104 168H105V166H104ZM135 168V167H134ZM138 168V167H137ZM107 169V168H106ZM120 169H121V167H120ZM96 171V170H95ZM34 172V171H33ZM105 173H106V171H105ZM108 173V172H107ZM123 173V172H122ZM34 174H36V172L35 173H33V175L32 174H27V175H32V176H34ZM138 174V173H137ZM27 175H25V176H27ZM1 176V175H0ZM128 176V175H127ZM34 179H35V176L33 177ZM124 178V177H123ZM19 179V178H18ZM23 179V178H22ZM120 179V178H119ZM113 180V179H112ZM111 180V181H112ZM26 181V180H25ZM126 182V181H125ZM41 184V183H40ZM94 187V186H93ZM92 187V188H93ZM14 188V187H13ZM115 190V189H114ZM25 203V202H24ZM19 205V204H18ZM23 205V204H22ZM35 206V205H34ZM25 207V206H24ZM161 207H163L162 205H161ZM165 208V207H164ZM29 212V211H28ZM193 214V213H192ZM33 220V219H32ZM167 225V224H166ZM35 226V225H34ZM23 244V243H22ZM24 245V244H23ZM31 255V254H30ZM34 255V254H33ZM67 256V255H66ZM21 258V257H20ZM32 258V257H31Z\"/></svg>",
	"mask_w": 264,
	"mask_h": 264
},
{
	"label": "snow or ice",
	"instance_id": "snow-or-ice-1",
	"mask_svg": "<svg viewBox=\"0 0 264 264\" xmlns=\"http://www.w3.org/2000/svg\"><path fill=\"white\" fill-rule=\"evenodd\" d=\"M92 19H93V21H96V20L100 19V17L93 16ZM108 26L110 28H112V29L116 28V25L114 23H111V22L109 23ZM259 41H260L261 48H259L257 50V54L258 55L261 52H264V34L260 35ZM172 43L174 44L175 41H172ZM172 51L175 52V48H173ZM13 54L15 55L16 53H13ZM0 57L7 58V53L4 52V51H0ZM249 63H250V61H249ZM77 74H78V72H77ZM209 139H212V137H209ZM244 143L247 144L248 142L245 141ZM200 155L204 156L206 159H210V162L213 165H216L218 167V162H217V160L215 158H209L206 155V153H204L202 151L200 152ZM224 155L227 156L228 154L225 153ZM231 162L233 164H236L237 168L239 169L240 162H239L238 158L235 155L231 156ZM262 163H264V161H262ZM163 175L164 176H168L169 173L165 172V173H163ZM237 175H245V173L238 170L237 171ZM116 179H118V177H113V180H116ZM129 179L135 180V181H145L146 177H144L143 175H138L135 172H132L129 175ZM101 183H107V182L104 181L103 178H101ZM170 187L177 188L178 185L171 184ZM239 187H243V185H239ZM183 191L186 192V193H191L192 195H195V196H198V197L200 196V194L198 192H194L192 189L188 188L186 185L183 186ZM73 192H75V189H73ZM204 203H205V205H206V207L208 209V215L210 217H214L215 220L218 221V227H213L211 224H209L208 225V231L209 232H215L216 236L220 237L221 240L225 239V237L223 235V232H222V229H227L228 232L233 233L237 237H239V243H235V244L231 245V247L235 249V255L237 257H239V264H245L244 258H243V256L241 255V252H240V245L245 243V240L243 238L242 232L238 231L237 228L233 224L229 223L225 219V217L215 207H213L210 203H208L206 200L204 201ZM165 223L171 225V221H165ZM240 228L241 229H247L248 231L254 233V238L250 241V244H257L258 241H264V233H262L260 229H252L247 224H241ZM135 239H139V238L136 237ZM259 246H260V249L264 250V242H261ZM140 247L143 248L144 245L141 244ZM163 247H164L165 250H167L169 245L167 243H165L163 245ZM224 252L226 253L227 256H231L232 255V252L229 250V246L227 245V243H225ZM251 255H253V256L259 255V258L261 260H264V251H261L260 253L253 252V253H251ZM217 259L219 260L221 258L219 256H217ZM222 264H229V260L226 259V258L223 259L222 260Z\"/></svg>",
	"mask_w": 264,
	"mask_h": 264
}]
</instances>
